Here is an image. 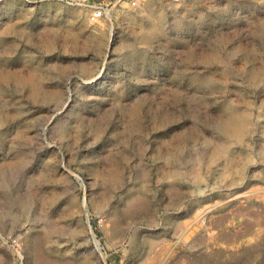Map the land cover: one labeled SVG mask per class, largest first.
<instances>
[{"label": "rangeland", "instance_id": "1", "mask_svg": "<svg viewBox=\"0 0 264 264\" xmlns=\"http://www.w3.org/2000/svg\"><path fill=\"white\" fill-rule=\"evenodd\" d=\"M0 264H264V0H0Z\"/></svg>", "mask_w": 264, "mask_h": 264}, {"label": "built area", "instance_id": "2", "mask_svg": "<svg viewBox=\"0 0 264 264\" xmlns=\"http://www.w3.org/2000/svg\"><path fill=\"white\" fill-rule=\"evenodd\" d=\"M106 11L107 6L105 4L99 3L94 5L92 11L89 14L90 22H97L98 20L106 16Z\"/></svg>", "mask_w": 264, "mask_h": 264}, {"label": "bare ground", "instance_id": "3", "mask_svg": "<svg viewBox=\"0 0 264 264\" xmlns=\"http://www.w3.org/2000/svg\"><path fill=\"white\" fill-rule=\"evenodd\" d=\"M94 28V27H93ZM95 29V28H94Z\"/></svg>", "mask_w": 264, "mask_h": 264}]
</instances>
